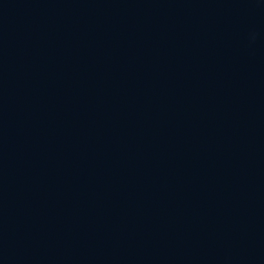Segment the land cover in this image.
<instances>
[{"label": "water", "instance_id": "water-1", "mask_svg": "<svg viewBox=\"0 0 264 264\" xmlns=\"http://www.w3.org/2000/svg\"><path fill=\"white\" fill-rule=\"evenodd\" d=\"M0 264H264V0H0Z\"/></svg>", "mask_w": 264, "mask_h": 264}]
</instances>
